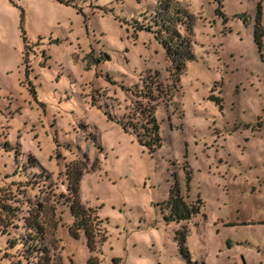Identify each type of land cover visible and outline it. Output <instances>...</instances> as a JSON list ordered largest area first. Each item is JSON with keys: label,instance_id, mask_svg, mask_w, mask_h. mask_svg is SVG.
I'll return each mask as SVG.
<instances>
[{"label": "rangeland", "instance_id": "1", "mask_svg": "<svg viewBox=\"0 0 264 264\" xmlns=\"http://www.w3.org/2000/svg\"><path fill=\"white\" fill-rule=\"evenodd\" d=\"M159 1L0 0V264H36L9 242L31 212L49 264H264V0H172L195 17L191 33L180 28L195 60L179 80L156 35L132 27ZM156 73L167 95L151 152L118 122ZM77 179L101 222L93 251L70 234ZM176 183L201 210L167 223Z\"/></svg>", "mask_w": 264, "mask_h": 264}, {"label": "trees", "instance_id": "2", "mask_svg": "<svg viewBox=\"0 0 264 264\" xmlns=\"http://www.w3.org/2000/svg\"><path fill=\"white\" fill-rule=\"evenodd\" d=\"M58 1L70 6L71 2L74 0ZM73 7L77 6L73 5ZM145 19H148V17H145ZM194 21L195 17L179 2L160 0L156 7L155 15L151 16L148 22L145 20H134L132 27L137 33L150 32L156 35L157 39L160 40L166 50L168 59L176 69V76L179 80L181 72L186 67V63L195 60L191 39L183 35L180 32V28L183 27L187 33H191ZM126 24L130 23L126 21ZM22 30L23 38L26 43L24 61L28 64L29 53L27 50H29V46L23 26ZM263 37L264 31L260 24L259 12L254 30V39L258 45L261 60L264 63ZM56 42L60 43V40H56ZM95 59L96 64H100L110 60V56L104 53L102 56ZM32 92L36 94L34 90ZM137 93L141 100H138L136 105H134L118 123L126 132L134 134L142 146H145L151 152H155L163 143L160 133V123L156 117V108L159 105L158 102L166 97L167 92L163 88L162 83L158 81V74L156 73L155 78L149 77L143 82L142 89L137 91ZM6 145H8V143ZM45 179L47 180L48 177ZM37 182L41 183V180L38 179L37 181L36 179L34 183ZM32 183L33 182L30 180L26 184L30 186ZM68 189L70 192V197L68 198L70 212L75 220L70 228V234L73 238L79 239L81 232H84L87 238V246L93 251L96 247V232L100 231L98 225L101 222L91 209H87L82 205L79 197V179L72 181ZM201 204L202 202L200 199H198L197 204H188L181 194L179 184L176 183L172 186L169 199L165 202L168 213L164 215V219L167 223L188 222L200 213ZM4 206L8 207L7 205ZM25 227L26 235L19 239L10 240V247L13 248L20 243L23 245L26 252L25 259L29 261L34 257L37 258L36 264H49L50 255L48 249L45 247V228L39 219V215H33L31 212V215L25 219ZM186 234V230L179 232L177 240L182 253L188 255Z\"/></svg>", "mask_w": 264, "mask_h": 264}]
</instances>
